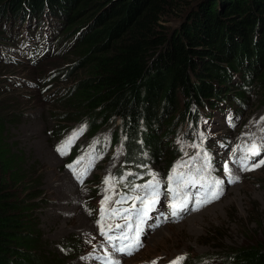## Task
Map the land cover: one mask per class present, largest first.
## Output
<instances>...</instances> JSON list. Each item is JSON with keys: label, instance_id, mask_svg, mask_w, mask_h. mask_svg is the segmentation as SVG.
<instances>
[{"label": "trees", "instance_id": "trees-1", "mask_svg": "<svg viewBox=\"0 0 264 264\" xmlns=\"http://www.w3.org/2000/svg\"><path fill=\"white\" fill-rule=\"evenodd\" d=\"M48 19L56 23L48 36L57 59L26 71L54 65L37 76L49 86L72 75L53 101L54 132L83 118L92 134L110 128L111 145L124 149L127 180L119 186L127 190L149 177L146 164L169 165L177 155L173 135L186 123L195 129L202 112L224 113L229 106L240 114L251 97L264 104V0H0V67L9 66L2 67L6 73L14 66L7 65L6 51L25 40L20 30ZM68 56H75L72 64L56 65ZM26 106L0 104V264H67L80 240L68 245V255L42 254L40 177L9 142L10 119ZM222 260L264 264V246L230 249Z\"/></svg>", "mask_w": 264, "mask_h": 264}, {"label": "rangeland", "instance_id": "rangeland-1", "mask_svg": "<svg viewBox=\"0 0 264 264\" xmlns=\"http://www.w3.org/2000/svg\"><path fill=\"white\" fill-rule=\"evenodd\" d=\"M55 25L53 20L48 19L45 22L44 32H49L48 28ZM32 26L35 28V25ZM21 33L27 35L26 28H22ZM56 59H53V56L42 58L37 65L41 63L47 65V62ZM58 59L56 65L64 62L63 66H67L72 64L76 58L75 56H68ZM52 66L54 67V65ZM2 67H0L1 86L8 84V78L13 84L14 79L12 80L11 77L35 82L41 81L37 76L42 74L44 70L53 68L46 67L29 73L26 69L31 66L27 64L13 66V72L6 73ZM69 76L64 79L66 80L64 84L57 80L43 94L33 86L23 83L14 86L9 82L8 87L0 86V104L6 103L11 108L15 105L18 107L27 105L20 112L18 118L10 119L8 138L13 147L12 151L23 152L24 167H30L35 178L40 177L42 199H40V208L36 212V216L39 218L41 251L45 256L62 255L58 245L67 248L70 244H76L77 240H80L81 244L84 243V238L88 235L92 225L90 214L97 210L99 203L100 208L102 207L101 202L104 201L106 195L110 197L103 205L106 210L112 206L116 198L115 189L117 186L114 185V179L112 187L106 192L105 189L108 186L104 183L105 178L109 176L113 178L118 168L123 171L122 165L124 164L123 148L120 144L111 148L108 145L109 128H102L95 133L104 140L99 147L103 154L95 158L94 168L88 176L84 172V162L93 150L96 135L83 140L78 136V124L73 122L65 125L66 135L64 137L53 135L55 123L52 120L51 111L57 107L53 101L56 96L61 94L57 90L60 87H67L68 83L72 81V75ZM36 96L39 98L36 99ZM38 100L42 101L43 105L36 104ZM259 105L257 98H253L234 126L223 127L222 118L220 117L221 120L216 118V123L207 128L206 133L209 137L204 140L205 147L206 145L209 146L210 150L207 147L200 150V141L194 145L190 143L189 147L193 152V155H187L190 157V161L181 158L168 169L166 166H162L163 163L161 162L149 164L151 171L156 174L157 180L166 181L167 174L170 175L176 165L189 162L178 171L188 173L191 169L192 173L199 177L200 174L195 173V169L202 168L204 164H207L202 172L205 183L209 182V175H205L206 173H217L219 177L214 179L223 181V175L228 173L225 172V165L230 169V166L236 164L234 149L229 150L219 145L213 138L220 139L226 136L230 143H235L244 135H250V140L257 137L259 142H263L264 120L261 118L264 115L263 108H259ZM115 123H120V118H116ZM74 134H76L75 138H73ZM77 138L80 142L79 153L75 157L74 164L70 165V155L66 144L67 142L73 144ZM209 138L213 142H210ZM162 146L163 144L160 143V147ZM58 149H62L63 154ZM165 152L166 149L161 148V157L165 158ZM193 157H197L194 164L191 163ZM124 177L122 175L121 178ZM66 186L67 190L65 191ZM93 186L97 189L96 198L91 194ZM191 188L193 187H189L187 191L189 196L195 199L197 195L190 191ZM80 217H83L85 224L78 223ZM262 246H264V165L243 173L240 181L233 188L228 189L217 201L205 205L199 211L189 214L177 223L164 224L161 228L150 233L143 240V245L138 253L126 260L124 264H146L153 261L160 264H171L177 257L186 253H189L191 257L206 255L208 258L211 257V259L221 263L220 255L217 252L223 253L230 249ZM67 261L75 262L76 260L68 258Z\"/></svg>", "mask_w": 264, "mask_h": 264}, {"label": "snow or ice", "instance_id": "snow-or-ice-1", "mask_svg": "<svg viewBox=\"0 0 264 264\" xmlns=\"http://www.w3.org/2000/svg\"><path fill=\"white\" fill-rule=\"evenodd\" d=\"M261 119L264 120V117ZM75 135L76 134H74L73 138H75ZM58 151H61L63 154L62 149H58ZM244 152L245 155L241 157V163L245 170H250L247 160L250 157L260 156L261 153L264 152V143L257 144L253 141L250 145L245 147ZM205 159L207 158L205 157ZM196 160L197 157H193L191 163L194 164ZM188 163L189 162H182L176 165L167 178V191L171 194V202L168 206L172 217H177L179 213L184 211L187 207L190 201V196L187 191L189 187L195 188L199 185V188L204 190L203 197L197 196L195 198L196 208L193 210H197L203 203L210 202V199H218L220 195L219 188L223 183L222 181L215 180L212 182V185H206L205 183V177L202 172L203 168L207 167V164H204L202 168L195 169V173L200 174L199 177L193 174L191 169L188 173L178 171ZM262 165H264V159H260L258 162L251 165V167L255 168ZM225 172L230 173L227 165H225ZM128 175H131V173ZM149 175H151L152 179L143 185L131 184L129 186V192L119 193V199L115 201L117 207H113L105 212L103 205L110 199L107 195L104 201L101 202V220L97 221V223L100 225V234L105 237L112 249V252H107L106 250V255L99 258L103 261V264H120V261L114 258L113 253L132 255L134 251H137L142 246L138 238L139 234L142 232L141 225L148 218L149 213L154 210L156 204L159 203L160 197V181L157 180L155 173H149ZM123 179L124 178H121V180L116 182L120 183ZM112 181L113 178L111 176L105 178L104 183L108 186L105 189L106 192L112 187ZM129 201L131 202L130 208L122 207V205ZM137 204H139V207H137ZM105 215H107L109 220L118 219L123 220L124 223H117L114 226L110 224L105 228L102 222ZM133 216L135 217V224L132 222ZM183 259L184 257H177L171 264H181ZM152 264H157V262L153 261Z\"/></svg>", "mask_w": 264, "mask_h": 264}, {"label": "bare ground", "instance_id": "bare-ground-1", "mask_svg": "<svg viewBox=\"0 0 264 264\" xmlns=\"http://www.w3.org/2000/svg\"><path fill=\"white\" fill-rule=\"evenodd\" d=\"M37 6H38V5H37ZM30 14H31V13H30ZM60 180H62V179H60ZM126 180H127V179H126ZM131 180H132V179H131ZM131 180H130V181H131ZM62 181H63V180H62ZM234 186H235V185H233L231 188H233ZM231 188H229V189H231ZM66 190H67V186H66L65 191H66ZM71 192H72V191H71ZM217 200H218V199H217ZM217 200H215V201H217ZM215 201H214V202H215ZM212 203H213V202H212ZM198 215H199V214H198ZM192 217H194V216H192ZM186 220H187V219H186ZM82 221H83V217H80V218L78 219V223H81L82 225L85 224V222L83 221V223H82ZM81 224H80V225H81ZM80 228H81V227H80ZM192 231H193V230H192Z\"/></svg>", "mask_w": 264, "mask_h": 264}]
</instances>
